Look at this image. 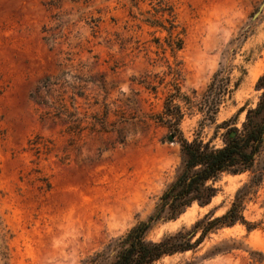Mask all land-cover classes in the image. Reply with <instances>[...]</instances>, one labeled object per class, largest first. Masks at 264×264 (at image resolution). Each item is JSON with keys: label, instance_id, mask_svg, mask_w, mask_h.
Segmentation results:
<instances>
[{"label": "rangeland", "instance_id": "1", "mask_svg": "<svg viewBox=\"0 0 264 264\" xmlns=\"http://www.w3.org/2000/svg\"><path fill=\"white\" fill-rule=\"evenodd\" d=\"M161 1L185 28L175 57L155 42L166 32L144 20L164 18ZM225 63L230 91L212 122L203 96ZM263 73L264 0H0V264H100L95 253L148 217L182 165L179 134L161 116L175 85L183 135L219 147V123L256 105ZM49 76L54 95L67 96V80L83 86L84 129L31 97ZM248 177L222 174L209 204L156 223L149 238L224 213ZM244 215L254 229L223 227L154 264H264V182ZM225 240L242 247L213 253Z\"/></svg>", "mask_w": 264, "mask_h": 264}, {"label": "trees", "instance_id": "2", "mask_svg": "<svg viewBox=\"0 0 264 264\" xmlns=\"http://www.w3.org/2000/svg\"><path fill=\"white\" fill-rule=\"evenodd\" d=\"M160 3L156 12H161L164 18L147 17L144 20L166 32L163 42L159 37L155 42L164 51L169 49L175 57L184 46L185 28L178 22L173 6L162 1ZM175 63L178 65L179 61ZM169 67L174 73L177 72L171 65ZM229 67L230 64H221L203 96V104L206 107L204 119L212 122L216 120L219 106L230 91ZM95 84L103 88L104 83L102 81ZM57 85L56 79L45 77L31 90L30 95L49 113L64 119L70 129H84V117L75 106L77 96L87 95L79 90L83 86L67 80L66 96L65 91L54 95ZM256 87L261 90L256 105L241 107L238 113L219 123L218 127L224 128L223 144L216 147L199 137L189 140L179 129L183 111L179 104L173 103L176 96L174 92H179V86L175 85V91L171 92L165 101L161 116L164 120L163 116L166 115V122L175 130L173 135L179 134L182 165L175 178L163 190L148 217L132 226L124 235L107 243L102 250L95 253L94 261L100 264H154L167 255L195 250L211 232L223 227L241 223L250 231L257 226L245 217L244 209L264 182V73L259 76ZM105 106L104 117L108 119L110 108L108 103H105ZM243 111L245 118L241 125H238V115ZM100 124L102 129H106V124ZM92 127L95 128L96 124L93 123ZM244 172H248L249 177L238 187L230 207L224 213L215 215L209 211L189 227L183 226L158 240L149 238L148 233L156 223L176 219L194 203L200 206L209 204L217 194L215 183L222 174ZM241 244L234 240L231 243L225 240L216 245L212 252L230 251L242 247Z\"/></svg>", "mask_w": 264, "mask_h": 264}, {"label": "water", "instance_id": "3", "mask_svg": "<svg viewBox=\"0 0 264 264\" xmlns=\"http://www.w3.org/2000/svg\"><path fill=\"white\" fill-rule=\"evenodd\" d=\"M169 139L172 140V139H173V135H170V136H169Z\"/></svg>", "mask_w": 264, "mask_h": 264}]
</instances>
